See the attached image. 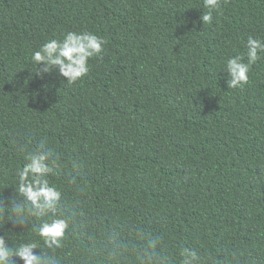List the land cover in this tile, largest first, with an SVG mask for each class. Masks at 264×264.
<instances>
[{"label": "trees", "instance_id": "trees-1", "mask_svg": "<svg viewBox=\"0 0 264 264\" xmlns=\"http://www.w3.org/2000/svg\"><path fill=\"white\" fill-rule=\"evenodd\" d=\"M206 11L203 0H0V178L23 166L20 145L60 157L49 179L69 216L62 264H133L109 260L110 236L137 230L172 264L181 247L264 264V60L243 88L222 70L249 35L264 38V0H221L211 25ZM67 31L106 40L71 85L31 61Z\"/></svg>", "mask_w": 264, "mask_h": 264}, {"label": "clouds", "instance_id": "clouds-1", "mask_svg": "<svg viewBox=\"0 0 264 264\" xmlns=\"http://www.w3.org/2000/svg\"><path fill=\"white\" fill-rule=\"evenodd\" d=\"M221 0H203L199 20L213 23ZM106 40L89 31H67L62 39L52 38L31 53L37 76L56 73L69 85L89 73V60L99 56ZM245 52L228 57L222 67L227 87L243 88L252 66L264 60V38L249 35ZM24 164L14 170L11 181L0 178V264H62L57 250L65 247L69 216L62 206V189L49 177L64 167L51 149L19 146ZM31 229V233H26ZM38 237V239L33 238ZM111 261L131 258L133 264H172L158 236L137 230L133 240L118 231L111 236ZM179 264H217L210 255L188 247L178 249Z\"/></svg>", "mask_w": 264, "mask_h": 264}]
</instances>
